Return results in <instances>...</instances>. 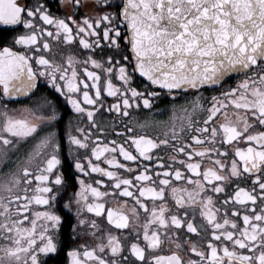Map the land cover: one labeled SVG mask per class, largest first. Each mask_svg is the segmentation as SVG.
<instances>
[{
  "label": "snow or ice",
  "instance_id": "6c2138e0",
  "mask_svg": "<svg viewBox=\"0 0 264 264\" xmlns=\"http://www.w3.org/2000/svg\"><path fill=\"white\" fill-rule=\"evenodd\" d=\"M59 4L0 0V98L34 97L0 104V264H264V0Z\"/></svg>",
  "mask_w": 264,
  "mask_h": 264
},
{
  "label": "flooded vegetation",
  "instance_id": "af4514ba",
  "mask_svg": "<svg viewBox=\"0 0 264 264\" xmlns=\"http://www.w3.org/2000/svg\"><path fill=\"white\" fill-rule=\"evenodd\" d=\"M85 2L87 3V2H89V0H85ZM50 4H51V9L54 13H57L60 15H63L65 13V8L59 4V0H50ZM68 11H71V9L69 8ZM12 31H20V29H13V30L9 31L7 29V27L0 26V35H2L5 38H9L12 35ZM0 43H2V41H0ZM70 50L79 54L81 59L84 58V53L81 50L80 46L74 45V46H72V48ZM65 51L67 52V49ZM105 51H107V49H105ZM137 79L139 81V76L137 77ZM236 79H237V77H233L231 80H228L225 83L226 84H232L233 86H235V80ZM211 94H212V89L206 90V92H205L206 97L210 96ZM33 99H34V97H31V96H29V97L20 96V97H12V98H7V99L0 98V104L6 103V104H8L9 109L16 108L17 110H19L22 105L29 104V102ZM60 99H61V101H63L62 97ZM105 99L107 101L111 102L110 97L105 96ZM191 99H192L191 94H188V95L181 94L180 98L175 99V100H173L171 97H168L167 100L165 101V103H161L160 101H157V103L155 105V107L157 109L163 110L162 113H158L155 111L150 113L149 110L145 109V110H142L140 112H135L134 116L137 117L138 120H140V121H143L145 119H153V118L156 120L167 119L168 116L170 115V108L168 110H164L166 108V105H169L171 103H175L177 105H185L186 102L190 101ZM9 101H11V102H9ZM70 114H71V109H70V106H68L66 109V113H65V121H67L68 116ZM107 119L110 122V118H107ZM73 123L75 125L76 121L74 120ZM66 151H67V149L65 148V153H66ZM65 167L70 172L75 171L74 169H71L68 167L67 160L65 161ZM93 175H95V174H93ZM70 183L73 186L71 188H69L67 190V192L64 194V199H67L68 195H70L72 192H74L76 190V188L79 187L78 183L74 179H72L70 181ZM123 199H124V197L119 195V194H117L116 199H112L111 197H109V200L113 205L117 204L120 200H123ZM58 207H59V205H58ZM62 214L67 215L72 220V222H75L74 216L71 213H68L67 210H63ZM65 227L66 228L68 227L67 224L65 225ZM65 259L66 258L64 256V254L61 253V255L58 257L57 264H64ZM49 264H53V262L50 260Z\"/></svg>",
  "mask_w": 264,
  "mask_h": 264
}]
</instances>
